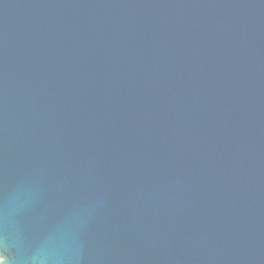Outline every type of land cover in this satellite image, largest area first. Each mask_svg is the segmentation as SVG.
I'll list each match as a JSON object with an SVG mask.
<instances>
[{
    "label": "water",
    "instance_id": "95a60500",
    "mask_svg": "<svg viewBox=\"0 0 264 264\" xmlns=\"http://www.w3.org/2000/svg\"><path fill=\"white\" fill-rule=\"evenodd\" d=\"M0 213V264H264V0H0Z\"/></svg>",
    "mask_w": 264,
    "mask_h": 264
},
{
    "label": "snow or ice",
    "instance_id": "6c2138e0",
    "mask_svg": "<svg viewBox=\"0 0 264 264\" xmlns=\"http://www.w3.org/2000/svg\"><path fill=\"white\" fill-rule=\"evenodd\" d=\"M43 217L40 215L39 210L34 212L33 214V223L39 222V220H42ZM6 240V229L3 225V218H2V213H0V246H3L4 242Z\"/></svg>",
    "mask_w": 264,
    "mask_h": 264
}]
</instances>
